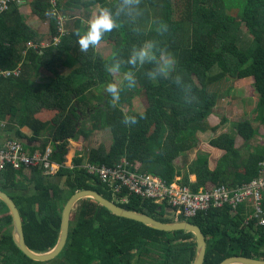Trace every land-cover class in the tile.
<instances>
[{"label": "trees", "instance_id": "1", "mask_svg": "<svg viewBox=\"0 0 264 264\" xmlns=\"http://www.w3.org/2000/svg\"><path fill=\"white\" fill-rule=\"evenodd\" d=\"M23 2H28L49 28L43 32L26 23L18 2L0 14V66L12 69L21 65L22 70L18 76L0 80V140H16L31 154L50 145L51 161L62 165L53 176L45 175L41 167L8 165L1 172L0 189L19 210L29 249L44 252L56 244L62 208L80 190L95 191L125 209L165 223L176 221L165 205L126 191L114 198L98 177L87 172V163L113 166L122 159L139 162V172L167 183L179 179L194 192L209 185L237 187L258 176L264 143L242 158L231 133L210 141V146L223 152L214 168L205 154L186 167L176 162H185L196 149L199 133L216 132L208 119L224 97L220 90L231 81L252 79L264 125V0H139L130 10L122 0ZM117 5L124 8L114 15L119 27L103 39L113 46L111 54L105 58L96 49L82 53L76 32L86 27L83 17L89 16L87 9H115ZM58 13L66 19V33L61 31ZM161 21L168 25L167 33L157 31ZM242 26L249 32L248 40ZM148 39L166 46L182 73L177 70L167 80L150 82L141 71L137 87L122 93L120 103L112 107L103 91L105 83L113 79L104 71L105 64L111 63L112 53L126 58L133 45ZM42 66L51 70L52 78L37 86L35 77ZM143 91L149 92V107L126 113L122 106L131 104ZM97 94L102 100L94 105L91 99ZM139 113L146 118L137 125L121 123L125 114ZM252 121L243 120L237 127L246 145L242 151L259 135ZM83 123L88 124L87 131ZM22 127L28 128L30 135ZM102 130L111 132L110 149L104 144L91 148L66 167L69 142ZM122 197L128 202H121ZM230 209H211L179 221L199 226L206 236L204 264H220L233 256L264 260V225L257 224L258 218L246 223L250 209L240 207L234 215ZM11 231V217L0 200V264H192L196 258L197 243L191 232L158 231L117 217L89 198L74 206L65 247L50 261L36 262L23 255Z\"/></svg>", "mask_w": 264, "mask_h": 264}, {"label": "built area", "instance_id": "2", "mask_svg": "<svg viewBox=\"0 0 264 264\" xmlns=\"http://www.w3.org/2000/svg\"><path fill=\"white\" fill-rule=\"evenodd\" d=\"M23 0H0V14L7 11L12 2ZM53 2V1H52ZM56 3V2H55ZM61 22V21H60ZM62 26V22L60 23ZM59 40V37L55 39ZM22 73L21 65L15 68H3L0 66V80L18 76ZM52 148L46 146L43 151H35L32 154L23 150L20 142L12 139L0 140V175L10 165L13 168L41 167L45 175L53 176L61 164L51 161ZM66 167L68 164L64 163ZM259 174L256 178L241 186L209 185L198 192H194L189 186L181 184L179 179L173 183H167L162 178L139 172V167L122 159L113 166L87 163L84 168L91 175L108 187L114 198H119L124 191L134 194L141 199L151 200L156 204L171 208L175 219L195 218L200 213L211 209L231 208L234 215L240 207L252 210L246 223L258 218V225H264V160L259 165ZM127 203V197L120 198Z\"/></svg>", "mask_w": 264, "mask_h": 264}, {"label": "rangeland", "instance_id": "3", "mask_svg": "<svg viewBox=\"0 0 264 264\" xmlns=\"http://www.w3.org/2000/svg\"><path fill=\"white\" fill-rule=\"evenodd\" d=\"M53 3L57 0H52ZM64 2L65 0H61ZM19 12L21 13L24 21L31 25L32 27H36L37 29L44 30L43 32L48 30V23L42 22L39 17L33 13L28 2H19ZM99 6H93L87 9L88 17H83L84 24L86 26L87 19L97 12ZM23 12V13H22ZM58 19L62 22L61 31L66 33L67 30L64 27L65 18L63 15L58 13ZM242 31L244 32L245 40L249 39V32L245 26H242ZM251 37V36H250ZM44 45H47V41L43 42ZM112 45L109 42L102 41V44L99 48L96 49V52L101 54L103 57L107 58L112 52ZM52 74L51 70L42 66L39 70V74L35 77V85H43L47 80H51ZM96 93L98 90L95 91ZM221 94L224 95L222 99H220L219 104L215 107L213 114L209 117L208 122L211 127H215L216 132L208 130L205 133H199L197 142V147L193 151L190 152L188 158H186L185 162L179 160L176 162L177 165L187 166L192 163L194 159L199 154H205L209 156L210 166L214 168L216 166L217 160L223 155V152L217 150L210 146V141L219 136L222 133H231L233 138L235 139V146L241 150L242 158L245 157V153L253 152L256 148L260 147L264 143V125L260 123V118L262 112L258 110V95L256 94L252 80L248 79L243 82L241 81H231L228 86H224L222 90H220ZM90 97V94H88ZM86 100V97H83V101ZM101 96L96 95L95 98H92V104L96 105L100 102ZM150 105L149 101V92L143 91L138 92L132 100L131 104H125L122 106L123 110L126 113L133 112H142L147 109ZM253 120L254 127L258 130L259 135L255 137L251 142L248 143L247 148L242 151L245 145L243 138L238 134L237 127L239 123L243 120ZM88 124L83 123V129L87 131ZM112 135L109 130L95 131L89 134L86 138L85 136L79 135L76 139L71 140L69 142V153L66 157L69 162L72 159L71 150L75 149L77 152H88L91 148H98L101 144H104L106 148L111 147L112 144ZM77 143V144H74ZM154 152H157V149H154ZM71 155V156H70ZM242 159L239 158L241 162ZM136 166L140 167L139 162H134ZM194 177H192L193 179ZM194 181V180H193Z\"/></svg>", "mask_w": 264, "mask_h": 264}, {"label": "clouds", "instance_id": "4", "mask_svg": "<svg viewBox=\"0 0 264 264\" xmlns=\"http://www.w3.org/2000/svg\"><path fill=\"white\" fill-rule=\"evenodd\" d=\"M138 3L139 0H122V4L128 6L129 10L132 5ZM123 11L124 8L120 5L115 6V9L100 7L91 15L83 32L79 29L76 32L80 51L87 53L90 49L99 48L105 35L119 27L114 15L118 16ZM157 31L167 33L168 25L161 21ZM178 65L177 58L166 46L158 44L153 39L145 40L133 45L126 58L112 53L111 63L105 64L104 71L113 79L105 83L103 91L110 97L111 106L116 107L121 101L122 93L137 87L141 71L148 81L159 82L160 78L167 80L176 74L179 70ZM179 72L182 73V70ZM145 118L144 113L125 114L121 123L125 127H132Z\"/></svg>", "mask_w": 264, "mask_h": 264}, {"label": "water", "instance_id": "5", "mask_svg": "<svg viewBox=\"0 0 264 264\" xmlns=\"http://www.w3.org/2000/svg\"><path fill=\"white\" fill-rule=\"evenodd\" d=\"M86 198H89L97 202L99 205H101L103 208H105L107 211H109L111 214L117 217L139 222L143 224L144 226H147L149 228H152L158 231L191 232L195 236L196 243H197L196 258H195L194 263L192 264H204L205 257H206V251H207V240H206V236L204 235L203 231L201 230L199 226L194 225L189 221H177L173 223H165V222L156 220L149 215L125 209L117 205L113 201H109L105 199L100 194L92 190L76 191L67 199L61 211L60 228H59V234H58V239H57L56 244L51 249L44 251V252L32 251L31 249L28 248V246L25 243L24 233H23V228H22V220H21V216H20V213H19V210L16 204L11 199V196L8 193L0 189V200L3 201L5 205L7 206L8 214L11 217L12 240L15 246L18 248V250L23 255H25L30 260H33L36 262L50 261L56 258L62 252L67 242L70 217L73 212L74 206L76 205L78 201L82 199H86ZM170 212L172 213L173 210L170 209ZM220 264H264V260H259L256 258H249V257H244V256H233V257H229L225 259Z\"/></svg>", "mask_w": 264, "mask_h": 264}, {"label": "crops", "instance_id": "6", "mask_svg": "<svg viewBox=\"0 0 264 264\" xmlns=\"http://www.w3.org/2000/svg\"><path fill=\"white\" fill-rule=\"evenodd\" d=\"M23 13V12H22ZM245 80H248V79H245ZM245 80H240L241 82H243V81H245ZM250 80H252V79H250ZM21 130L24 132V133H26V134H28V135H30V130L28 129V128H26V127H22L21 128ZM33 144H35V142L33 143ZM74 144H77V143H74ZM69 153V152H68ZM71 154H72V159L73 158H75L76 156H79V155H81V154H83L82 152H77V150H76V148L75 149H73V150H71ZM66 164H68V167H71V163L73 162V160H70L69 162L67 161V159H66ZM194 178L192 179V180H195L196 179V177L195 176H193ZM247 218H248V216H247Z\"/></svg>", "mask_w": 264, "mask_h": 264}]
</instances>
